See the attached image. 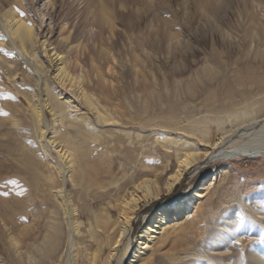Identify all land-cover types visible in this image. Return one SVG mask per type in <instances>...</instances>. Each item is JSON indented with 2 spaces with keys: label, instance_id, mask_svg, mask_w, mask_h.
Returning a JSON list of instances; mask_svg holds the SVG:
<instances>
[{
  "label": "bare ground",
  "instance_id": "6f19581e",
  "mask_svg": "<svg viewBox=\"0 0 264 264\" xmlns=\"http://www.w3.org/2000/svg\"><path fill=\"white\" fill-rule=\"evenodd\" d=\"M18 1L0 0V55L4 54L6 64L12 62L15 65L13 70L3 68L2 64L0 67L7 81H17L22 72L27 82L34 85V90L29 93L17 86L14 94L11 89H4L5 80L0 75V145L21 163L18 174L8 177L14 164L6 158L5 161L0 160V264H114L115 261L121 264L125 259H128L127 264H206L199 253L188 259L178 256L203 234L207 240L201 247L207 252L217 251L211 256L213 264H264V231L256 222L258 215L264 219L263 188L250 197L237 198V205L220 210L213 227L203 228L205 205L219 188L218 179L225 181L228 177L226 167L213 171L181 202L159 210L151 224L146 218V224L137 236V247L128 258L133 241V220L142 203H150L171 193L187 172L204 163L264 157V143L259 139L264 141V0H222L220 3L207 0L206 41L217 37L211 16L227 13L233 3L239 10L236 12V33L230 29L218 31L219 39L228 49L225 51L227 60H224L223 52L212 51L204 65L189 78L175 79L165 87L154 81L152 70H149L150 76L141 74L140 86L145 93L124 90L122 94L132 111L130 114L120 113V104L117 103H105L100 107L98 103L104 92L99 94L90 86L93 76L102 91L105 83L109 89L115 82L118 86L123 84L124 78L107 77L109 72L115 74L116 69L115 54L107 45H121L125 50L126 65L121 63L125 65L124 69L127 73L140 74L137 49L130 47L132 42L124 40L122 37L125 36L116 32V21L108 9H103L100 15L99 23L109 36L105 39L103 33L98 35L102 37L99 56L113 68L107 70L94 64V70L88 77L79 62L72 61L68 54L60 57L63 52L55 51L51 55L54 61H60V64L56 62L55 78L65 90L69 89L77 98L84 100L90 111H95L99 127L120 123L121 126H139L145 130L149 127V118L154 117L153 120L160 121L161 128L177 130L171 125L190 121L180 129L196 141L188 140L177 149L172 145L169 134H156V140L163 149L175 151L176 166L171 170L169 160L165 159L170 154L165 153L163 158L158 153L159 149L149 152L144 147L146 150L142 151L137 163V175L134 171L120 175L125 162L122 159L121 162L115 161L110 148L100 145L104 133L94 125L90 116L78 122L67 119L66 108L75 106L55 100L51 95L45 76L47 71L36 47L35 22L26 13L21 15L22 12L16 11L14 5ZM44 1L46 10L54 8V0ZM225 4L229 5L225 7ZM88 7L91 8V4ZM229 13L232 17L235 15L234 10ZM91 14L96 17L94 12ZM222 22L220 24L224 27ZM132 26L140 27L141 22L136 19ZM64 31L66 27L62 26L61 40L67 41L69 37L62 36ZM165 34L170 40L179 38L178 33L172 30ZM80 39H86L84 32ZM150 41L152 48L157 49L159 41L153 37ZM75 47L82 50L80 44ZM184 48L186 46L178 51L181 53ZM199 88H203L206 95L203 107L194 104L199 98ZM43 93L47 98H43ZM66 94L67 91H61L58 96ZM20 95L28 100L29 109ZM181 95H188L193 100V107L182 104ZM47 109L54 114L55 120L43 157L26 148V136L37 134L43 141V125L49 126ZM155 109L160 112H155ZM29 110L32 114L27 116ZM204 112L200 120L194 119ZM211 124L216 125L221 134L215 141L210 133ZM142 136L139 131L137 138ZM246 138L248 140L244 141ZM45 159L49 166L46 169L39 163ZM6 177L7 181L3 182ZM126 182L123 189L121 185ZM68 183L81 191L87 201L96 189L105 194L111 188H120L117 190L119 193L111 196L100 210L91 205L82 206L80 211L72 193L67 195ZM27 187L31 188L26 191ZM35 202L39 205L33 204ZM243 204L251 210L248 215L243 212ZM115 210L117 217L113 215ZM85 214L90 215L88 222L84 220ZM28 222L33 229L32 236L27 230ZM258 237L261 242H257ZM83 238L86 240L82 242ZM157 246H160V251L163 247L168 248L165 256L171 262L154 259Z\"/></svg>",
  "mask_w": 264,
  "mask_h": 264
},
{
  "label": "rangeland",
  "instance_id": "374dc122",
  "mask_svg": "<svg viewBox=\"0 0 264 264\" xmlns=\"http://www.w3.org/2000/svg\"><path fill=\"white\" fill-rule=\"evenodd\" d=\"M220 1L222 0H218L219 3ZM18 2L19 3L14 5L16 11L26 13L28 18L35 22V28L37 30L36 47L38 48L40 58L47 71L45 76L47 84H49V87L51 88V95L53 94L55 100H61V102L65 104L70 103L75 106V108L72 109L66 108V116L68 120L78 122L85 117L89 118L90 116L96 127L99 126L97 125L95 111H90L84 104V100L77 98V96L71 93L69 89L65 90L55 78L58 68L57 63L60 64V61H54L55 58L52 59L51 55L55 51H58V53L63 52L60 57L68 54L72 61L79 62L88 77L91 76V73L94 70V64L101 65L102 68L106 67L107 70L113 68L114 66L110 63L105 64L103 59L99 56V45L101 46V44H99L101 42L100 38L104 36L106 39L109 36L108 32L104 31L106 28L99 23L103 9L106 8L111 14H113L116 21V32H118L119 35L125 36L122 37L124 40L132 42V46L130 47L137 49V55L140 60V74L136 75L133 72L127 73V70L124 69V66L126 65V61H124L125 50L121 45H107L115 54L116 66V69L114 70L115 74L109 72L107 77H111V79H114L117 76L119 78H124L123 84L118 86L115 82L113 88L109 89L107 83H105L104 90L102 91L97 85L96 78L93 76V81L90 85L91 88L96 90L99 94L104 92V94L101 95L100 102L98 101L99 106L103 107L105 103H111L112 105L116 103L120 104L119 112L122 114L132 113L129 105L122 96L124 90L128 92L134 91L140 94L145 93L140 86L142 83L141 74L149 75V70H152L155 76L154 81L165 87L166 85L174 83L175 79L189 78L193 72H196L204 65L207 56L209 53L211 54L212 51L218 53L223 52L225 55L224 60H227L225 51L228 49L224 46L222 40L219 39L218 31L221 29L224 31L230 29L236 33V12L239 13L237 5L233 3V9L227 8V13H216L211 16L214 21V30L216 31L217 37L214 40L209 39L206 41L208 24L205 5L207 0H54L55 6L51 10L45 9L44 0H19ZM89 4H91V8L88 7ZM228 5L229 4H225V7ZM233 10L235 15L232 17V13L228 14V12H232ZM91 12H94L96 17H93ZM227 14L229 16H226ZM136 19L141 22V26L137 28L132 26L133 21ZM220 21L224 22H222L224 27L221 26ZM50 22L51 25L49 26L48 24ZM62 26L66 27V31L62 32V36L69 37L67 41L61 40L60 31ZM170 30L178 33L179 38L177 40H170L166 36L165 32H169ZM231 31L230 33L233 34ZM83 32L86 37L85 40L80 39V35ZM100 34H102V37L98 36ZM151 37L159 41V45L156 47L157 49L152 48L150 44ZM227 38L231 39L232 37L227 36ZM78 44L81 45L82 50L75 47ZM182 46H186V48L180 53L178 49ZM0 47H2L1 43ZM70 47H72V51H70ZM5 50L6 49L3 51L5 52ZM130 58L132 59L131 56H128V59ZM4 60V54H1L0 64L3 65V68L13 70L15 65L12 62L6 64ZM30 60H32V58ZM93 60H95V62H93ZM121 63H124L125 65H122ZM3 68L0 67V75L5 80L4 85L6 87L4 89L9 88L14 94L18 90L17 86H21L25 92L29 93L34 90V85L27 82L22 72H20L17 81H7L4 76ZM120 88H123L122 91H118ZM127 88L132 90H127ZM61 91H67V94L58 96ZM198 97L199 98L194 104L197 103L198 107H203L204 104H206V95L203 88L198 89ZM43 98H47L46 93H43ZM20 99L24 102L25 107H28L29 109V103L26 97L20 95ZM94 99H96V96ZM180 101L184 105H190L193 107V100H191L188 95H181ZM155 112H160V110L155 109ZM46 113L48 115L47 121L49 122V126L47 127V125H43L45 132V138H43V141L37 137V134L34 136H26V148L35 153L42 154L43 157L45 156L44 148L47 149V140L52 136L51 132L54 128L55 120V116L50 113V110L47 109ZM26 114L27 116L31 115L32 111L29 110ZM204 114L205 112L195 116L194 119L196 118L197 120H200L199 118H202ZM153 118L154 117L149 118V127L145 130H142L139 126H137V128H134L131 125L126 127L121 126L120 123H112L108 126L99 127L104 133L100 145L102 147L110 148V152L115 155L113 158L115 161L121 162L120 159H122L126 164L119 172L120 175H123L128 171H134L137 175L139 156L142 151L146 149H149L147 150L149 152L159 149L160 152L158 153L160 156H163V158L165 157V153L170 154L171 156L165 159L169 160L168 162H170L171 170L176 166L175 151H167L162 148L158 140H156V134L158 133L164 132L169 134L171 136V143L175 149L179 148L180 145H185L188 140L196 141L191 135L186 134L180 129L185 125L187 126L190 121L171 125L173 128L177 129L172 130L161 128L160 121L153 120ZM210 126L212 140L215 141L221 136V134L217 130L216 125L211 124ZM259 128L260 127H257V129ZM139 131L143 135L141 139L137 138ZM259 139H261V143H264L262 138ZM243 140L246 141L248 138ZM144 147L146 149H144ZM53 155L56 156V154ZM0 156V160L6 158L14 164V168L11 169L8 177L18 174L19 166H21L20 161L17 160L15 156L9 155L3 145H0ZM39 163L45 167V169L49 167L48 163H46V159ZM223 167L228 169L229 175L225 181H223V179L220 180V178L218 179L219 188L215 195L205 205L206 216L204 217L203 228L206 230L215 225L220 210L226 208L230 209L233 204L237 205L238 202H235L237 198L250 197L257 190H260L261 188L264 189V157H257L255 159L237 158L215 163H204L198 167L192 168L186 173L183 180L171 193L164 194L159 199L153 200L150 203H142L141 210L133 220V241L128 258L134 253L137 247V236L143 230L147 220V222L151 224L159 210L165 207L170 208L174 204L181 202L182 199L189 196L192 191L195 190L198 183H202L212 174L213 171ZM117 170L118 168H116V171ZM8 177L2 181H7ZM127 183L128 182L123 183L121 187L123 188ZM30 188L27 187L25 190L28 191ZM119 188H111L107 190V192H104L105 194H103V191L96 189L93 191L90 200L87 201L85 200L86 197L80 194L81 191L74 189L72 185L68 183L67 195L70 196L69 192L72 193L77 201V206L80 208V211L83 209L82 206L90 207L91 205L92 207H95L96 210H100L101 207L108 202V199H110L111 196L119 193L117 191ZM122 188L120 191L124 189ZM33 204L39 205V203L36 202ZM247 204H249V202H247ZM97 206L100 207L97 208ZM248 208V206H244V204L242 205V209H244L243 212L247 215L251 213V210ZM114 212L113 215H116L117 217V210ZM261 217L262 216L259 215L256 216V222L264 231V219H261ZM89 218L90 215H84L85 222H88ZM146 218L148 219L146 220ZM30 224V222L27 223V230L29 229V235L32 236L33 229L30 227ZM84 238L82 239V242L86 240ZM206 238L207 236L203 234L196 240L192 241L188 250H184L183 252L180 251L178 253L179 258L188 259L189 257H192V255L199 253L201 256L203 255L202 258L206 264H213L211 256L216 254L217 251L207 252V249L204 250L201 247L202 242L207 240ZM257 239V242L262 241L260 237ZM160 249V246L156 247L154 259L158 258L162 262H171L168 256H165L168 248L163 247L161 251ZM107 251L108 248L106 249L105 255L107 254ZM127 261L128 259H125L121 264H127ZM114 264H117V262L115 261Z\"/></svg>",
  "mask_w": 264,
  "mask_h": 264
},
{
  "label": "snow or ice",
  "instance_id": "6c2138e0",
  "mask_svg": "<svg viewBox=\"0 0 264 264\" xmlns=\"http://www.w3.org/2000/svg\"><path fill=\"white\" fill-rule=\"evenodd\" d=\"M21 15H24V13H20Z\"/></svg>",
  "mask_w": 264,
  "mask_h": 264
}]
</instances>
